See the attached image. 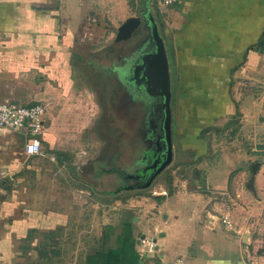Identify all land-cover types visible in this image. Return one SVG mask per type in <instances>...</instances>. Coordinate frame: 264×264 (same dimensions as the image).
Returning a JSON list of instances; mask_svg holds the SVG:
<instances>
[{"label":"crops","instance_id":"obj_1","mask_svg":"<svg viewBox=\"0 0 264 264\" xmlns=\"http://www.w3.org/2000/svg\"><path fill=\"white\" fill-rule=\"evenodd\" d=\"M77 1L0 0V100L42 103L50 121L40 136L41 154L27 157L19 134L0 127V264H19L16 245L32 222L30 211L22 209L10 193L13 190L1 183L12 174L29 171L32 158L46 156L41 144L51 145L52 141L53 145L60 135L55 125L65 119L62 108L69 112L75 105L67 98L73 88L71 56H77L81 42L94 47L100 39L104 44L112 41L116 27L126 17L142 13L152 16L167 56H174L175 65L170 59L171 65L179 73L172 70L177 105L171 118L172 154L183 156L176 161L190 166L194 158L211 153L213 146L244 162L223 172L224 181L208 190H201L187 177L180 181L181 187L169 189L159 184L168 189L164 199L177 192L197 199L190 200L191 208L187 205L190 217L184 232L178 235L177 227H171L166 246L172 252L158 264L180 258L177 256L183 258L181 264L187 260L189 264H264V167L259 162L264 160V134L259 136L257 120L247 117L255 109L254 97L245 92L250 87L238 86L243 73H251L257 61H264V0H180L168 7L158 5L160 8L154 0H97L95 6L102 7L104 20H116L108 25H101L99 13L96 16L89 10L93 0H88V12L78 19L84 0L79 7ZM137 28L145 37L141 27ZM237 112L236 123L231 119ZM255 161L252 173L249 168ZM244 188L251 191L254 202L245 198ZM154 200L147 203L149 208L141 209L150 213ZM56 213L54 210L53 217ZM130 213V209H122L117 216V229L123 235L109 233L116 243L113 263L154 264L152 258L141 257L144 252L137 251L138 239L150 236L151 229L140 226L139 218L126 223ZM222 216H227L231 228L221 223ZM37 218L44 220V213ZM152 230L164 235L156 226Z\"/></svg>","mask_w":264,"mask_h":264},{"label":"rangeland","instance_id":"obj_2","mask_svg":"<svg viewBox=\"0 0 264 264\" xmlns=\"http://www.w3.org/2000/svg\"><path fill=\"white\" fill-rule=\"evenodd\" d=\"M96 2L97 0H93L89 10L96 16L99 13L101 25L116 21L114 18H111L112 21L104 20L105 16L104 18L101 16L102 7H96ZM77 4L79 7L81 1L78 0ZM156 7L160 8L157 4ZM85 10L88 12V0H84L83 6L78 10V19L84 15ZM119 42H113L112 39L104 44L100 39L94 47L90 46V42H81L77 48V56H71L69 64L73 88L72 92L67 94V98L75 105L72 106V110L69 109V112L62 108L65 119L55 125V128L60 130L55 145H52V141H50L51 145L41 144V149L47 152H44L46 156L32 158L28 162L29 171L24 169L23 174L21 172L12 174L11 179L7 178L1 183L8 190H13L10 193L18 199L22 209L31 212L28 213L29 217H32L29 228L36 229L29 233L31 237L26 229L25 236L18 240L16 246L20 255L19 264H87V258H93L92 254L100 249L106 250L112 247L110 249L116 252V248L113 247L116 243L110 240L108 235L110 232L112 235H123L121 233L123 231L117 229L116 221L118 213L127 208L133 213H130V218H139L137 223L140 226L151 229L148 237L154 239L159 250L157 252L156 248H153L148 252L137 247V251L144 252L141 257H150L154 264H158L159 260L166 259V256L172 252L166 246L171 227H177L178 235L184 232L190 217L189 211L186 210L189 208L187 205L190 206V200L197 199L186 194L181 195L179 192L170 193L168 198L164 199L163 196L167 195L168 189L159 188V184L170 189L187 177L201 190H208L210 186L224 181L226 175L223 172L233 170L238 164H244L232 159L231 156L227 157L220 149L217 150L213 146L212 152L207 153V156H199L192 160L190 166L193 169L188 165L185 166L186 163L176 161L177 157L183 159L181 153L176 155L173 153L170 162L151 182V187H128L133 184L132 181L123 182L120 174L130 173L137 167L136 145L133 138L135 121L130 117H122L121 120L112 117L107 100L106 102L100 100L97 79L95 80L96 77L98 78V68L109 66L107 56L104 55L110 53L112 49L116 51L117 48L125 47H115ZM172 57L174 66L175 60L174 56ZM172 65L171 69L175 71ZM177 71L175 73L179 75ZM248 72L238 78V86L245 84L244 86L250 87L245 92L248 91L249 95L254 97L255 109L251 111V116L247 117L252 121L257 120L255 124L260 125L257 130L258 135L261 136L264 134V61H257L251 73ZM175 104L176 100L171 107L173 114H175L174 107L177 106ZM239 116L240 113L237 112L231 120L237 123ZM49 122L45 117V128ZM202 134L201 131L199 135ZM211 137L210 134L209 138ZM20 146L22 147V144ZM49 150L58 153L48 152ZM61 152L64 153L60 154ZM149 154L150 151H147L146 157H149ZM259 162L264 163V160ZM122 186L127 187L121 188ZM153 188L157 192L165 189L166 193L157 195L162 197L154 200L151 193ZM244 190L247 196L245 198L252 199L251 191L248 188ZM263 195L264 192L261 191L262 198ZM152 200L155 207L150 206L152 209L150 213L148 209H141L142 206L149 208L147 203H151ZM252 201L254 202L255 199ZM251 206L255 207L257 204L252 203ZM54 210L57 212L55 217H53ZM41 213H44V220L37 218ZM152 226L158 227L164 235L158 236L152 230ZM126 241L125 238L124 242ZM106 254L109 255L105 251L104 258ZM112 254L116 256L115 253ZM132 254L131 251L128 253L130 256ZM185 255L189 256L187 253ZM126 256V259H130ZM177 257L183 259L181 256ZM184 264H189V260Z\"/></svg>","mask_w":264,"mask_h":264},{"label":"flooded vegetation","instance_id":"obj_3","mask_svg":"<svg viewBox=\"0 0 264 264\" xmlns=\"http://www.w3.org/2000/svg\"><path fill=\"white\" fill-rule=\"evenodd\" d=\"M138 27H141L140 29L145 32V37L141 36L142 33L139 34L138 28H135L130 36L125 39L126 42L118 41L119 43L115 45V47L125 46L124 48H117L116 51H113L114 49L110 50V47H108L110 53L104 56H107L109 66L106 65L98 68L97 76L100 83L98 78H95V80L97 79L96 84L101 96H99L100 100L103 102L107 100L109 112L113 114H111L112 117L117 119L130 117L135 121L133 138L136 145L137 167L130 173H123L121 171L122 173L120 174L123 182L129 183L132 181L133 184L128 185V187L135 188H141L140 186L145 182L151 171L150 165L162 150L161 132L159 130V120L162 114L161 100L158 95L147 92L140 84V80L135 77L138 75L136 67L139 64L140 58L151 46L150 42L146 39V36L148 37V29L142 25ZM129 43L130 46H128ZM167 55L166 52L170 82L169 106L172 118L171 107L174 106L176 86L174 85L175 79L171 69V60ZM172 145L173 141L171 140V158ZM147 151H150L149 157H146ZM155 166H158V163ZM155 176L149 184H152L151 182H153ZM126 187L122 186L121 188Z\"/></svg>","mask_w":264,"mask_h":264},{"label":"water","instance_id":"obj_4","mask_svg":"<svg viewBox=\"0 0 264 264\" xmlns=\"http://www.w3.org/2000/svg\"><path fill=\"white\" fill-rule=\"evenodd\" d=\"M145 26L148 29V37L151 46L140 58L137 65L138 75L135 76L140 80L143 88L152 94L158 95L161 100V115L159 120V130L161 132L162 150L158 153L155 160L150 165V173L145 182L140 186L147 187L151 179L160 170L166 166L171 159V114H170V90H169V73L166 57L165 46L160 37L157 25L150 13H142L141 15H131L126 17L115 29L113 41L127 39L131 32L138 26ZM173 84V82H171ZM158 163V166H155ZM257 162H253L250 166L252 173L255 171Z\"/></svg>","mask_w":264,"mask_h":264},{"label":"built area","instance_id":"obj_5","mask_svg":"<svg viewBox=\"0 0 264 264\" xmlns=\"http://www.w3.org/2000/svg\"><path fill=\"white\" fill-rule=\"evenodd\" d=\"M157 5L172 6L180 0H154ZM93 20V19H91ZM45 105L42 103L22 104L15 103L8 98L0 100V127L17 132L22 140V153L27 157L40 153L41 134L45 129ZM263 163V162H262ZM261 165L264 166V163ZM152 195H165V189L157 192L154 188ZM220 221L231 228V222L227 216H222ZM138 247L143 251L155 249V242L150 237L143 235L138 239ZM156 250V249H155ZM180 258L160 264H181Z\"/></svg>","mask_w":264,"mask_h":264},{"label":"trees","instance_id":"obj_6","mask_svg":"<svg viewBox=\"0 0 264 264\" xmlns=\"http://www.w3.org/2000/svg\"><path fill=\"white\" fill-rule=\"evenodd\" d=\"M157 22V21H156ZM159 24V23H158ZM170 57V59H173V58H171V56H169ZM172 63V62H171ZM175 73V72H174ZM173 73V74H174ZM174 78H175V76H174ZM151 185L152 184H149V187H151ZM127 215V214H126ZM129 216V215H128ZM127 221H126V223H130V216H129V219H126ZM34 231H36V229L35 228H30V229H28V231H27V233H28V235H29V233H31V232H34ZM110 234H111V232H110ZM109 234V235H110ZM31 235V234H30ZM29 235V236H30ZM109 235H108V237H109ZM27 237V236H26ZM31 237V236H30ZM110 238V237H109ZM111 239V238H110ZM105 251L106 252H108L109 253V255L107 256V254H106V258H104L105 256ZM112 253H115L116 254V256H114ZM103 255V256H102ZM92 256H94L93 258H87V262L89 261V259L90 260H92V262L94 261L95 263L94 264H111V261H112V264H114L113 263V261L114 260H116V258H117V252H115L114 250H112V249H110V248H107L106 250H103V249H100V250H98V251H96L94 254H92Z\"/></svg>","mask_w":264,"mask_h":264}]
</instances>
